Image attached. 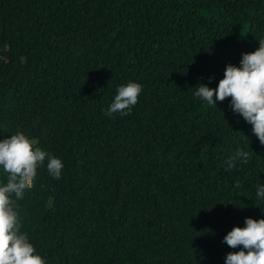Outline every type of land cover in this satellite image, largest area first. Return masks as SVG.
I'll list each match as a JSON object with an SVG mask.
<instances>
[{
  "label": "trees",
  "instance_id": "16d2710c",
  "mask_svg": "<svg viewBox=\"0 0 264 264\" xmlns=\"http://www.w3.org/2000/svg\"><path fill=\"white\" fill-rule=\"evenodd\" d=\"M261 39L264 0H0V139L22 131L64 165L60 179L39 167L13 206L36 254L224 264L239 251L223 237L264 219V146L231 98L194 93ZM128 82L138 103L106 116ZM237 149L249 161L225 170Z\"/></svg>",
  "mask_w": 264,
  "mask_h": 264
},
{
  "label": "clouds",
  "instance_id": "9594fccd",
  "mask_svg": "<svg viewBox=\"0 0 264 264\" xmlns=\"http://www.w3.org/2000/svg\"><path fill=\"white\" fill-rule=\"evenodd\" d=\"M258 43L254 52L241 54L239 66H225L224 77L215 89L198 83L194 96L214 107L217 101L231 98V110L252 126V133L264 146V39ZM142 90V85L135 82L118 87L104 114L109 117L129 115ZM249 159L250 152L237 149L226 160L225 170H231L238 162L247 163ZM45 164L51 177L61 178L62 161L34 147V141L22 131L0 139V169L7 173L6 182L0 184V264H46L45 259L36 254L27 234L21 233L18 212L13 207L34 186L37 170ZM256 198L264 200V185L256 186ZM223 242L229 248H240L227 253L224 264H264V219L246 217L244 227L234 226L223 237Z\"/></svg>",
  "mask_w": 264,
  "mask_h": 264
}]
</instances>
